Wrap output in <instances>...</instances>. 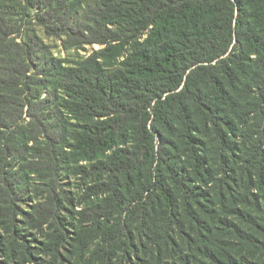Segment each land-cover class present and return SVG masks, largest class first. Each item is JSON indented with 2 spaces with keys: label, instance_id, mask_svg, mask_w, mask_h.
Returning <instances> with one entry per match:
<instances>
[{
  "label": "trees",
  "instance_id": "obj_1",
  "mask_svg": "<svg viewBox=\"0 0 264 264\" xmlns=\"http://www.w3.org/2000/svg\"><path fill=\"white\" fill-rule=\"evenodd\" d=\"M34 23L99 48L64 60ZM68 169L95 198L74 237L89 264L157 216L154 245L174 246L186 222L204 240L155 264H258L208 243L216 226L264 254V0H0V264L59 259ZM236 181L248 194L234 196ZM225 187L232 205L214 204ZM31 192L42 199L27 213ZM20 215L53 232L19 243Z\"/></svg>",
  "mask_w": 264,
  "mask_h": 264
},
{
  "label": "rangeland",
  "instance_id": "obj_2",
  "mask_svg": "<svg viewBox=\"0 0 264 264\" xmlns=\"http://www.w3.org/2000/svg\"><path fill=\"white\" fill-rule=\"evenodd\" d=\"M32 27L44 40V43L49 46V52L55 56L63 58L64 60L72 61L79 59L80 56L89 54L92 51V47L96 49L99 48L98 44H95L94 46L86 45L85 48L82 49H78L76 47H66V45L62 42L63 37L47 35L44 29L36 23L32 24ZM242 157L243 155L240 154V158ZM240 165L241 163H239V167ZM59 178L61 187L58 189V194H60L58 198L59 200L61 198V206L58 216L62 222L66 223L70 237L67 238L63 246L60 248L59 252L61 256L58 260L54 261V263L89 264L88 259L93 254L89 251L86 252L77 249L74 237H76V232L79 230V225L82 221L78 213L79 210H89L90 205H92V201H94L95 198L89 199L88 195L82 192L81 187L83 182L77 175L72 173V169L62 171ZM243 180L246 181V179ZM236 183H238V187L232 188L235 197L248 194L246 184L237 181ZM233 186H235V184H233ZM226 190H228V188L225 187L224 189H220L219 192L226 195ZM216 193H218V190ZM229 198V194H227L224 198L218 195V203H215V201L213 202L214 204L225 202L228 206H230L232 203H230ZM40 199H42L41 192H31L25 197L23 202H20V205L22 209L28 213L33 211L34 205H36ZM215 206L217 205H211L212 208H215ZM200 215L202 216V220L206 222L207 218L205 215ZM222 217H228L229 220L234 218L232 215H226V213H224V216L222 215ZM156 219L157 227H148V225H145L144 222H140V220L135 222L132 228L134 236L130 239L126 237L121 240V244L117 247L116 253L112 255L113 259L108 264H155L156 262H171L177 260L179 256L177 252L179 249L191 252V249L201 246V239H203L201 233L198 231V228L190 225L188 222L185 223L182 230L176 229L174 232H171V237L175 242L174 246L171 242L167 243L165 238L164 242L160 241V243L154 245L152 241L154 234H158L160 231L164 233L165 230V222L162 217L157 216ZM181 220L184 222L185 217L182 216ZM17 228L19 230L17 233L19 236V243L25 241V238H29L32 242H34L33 244L36 245L41 243L43 240H46L47 234L53 232V229L48 226H45L43 229L31 227L25 222L21 215L18 216ZM202 234L205 236V239L208 237L205 232ZM208 244H220L235 256H247L249 259L257 262L258 264H264V254L257 253L254 249H244L239 243H237L236 239L230 232L223 231L216 226ZM0 259L3 260L4 258L2 257ZM46 259L53 261L51 256H47Z\"/></svg>",
  "mask_w": 264,
  "mask_h": 264
}]
</instances>
